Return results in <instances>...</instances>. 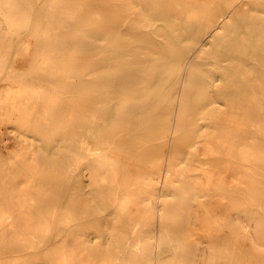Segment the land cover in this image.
Masks as SVG:
<instances>
[{
	"label": "bare ground",
	"instance_id": "6f19581e",
	"mask_svg": "<svg viewBox=\"0 0 264 264\" xmlns=\"http://www.w3.org/2000/svg\"><path fill=\"white\" fill-rule=\"evenodd\" d=\"M0 264H264V0H0Z\"/></svg>",
	"mask_w": 264,
	"mask_h": 264
}]
</instances>
